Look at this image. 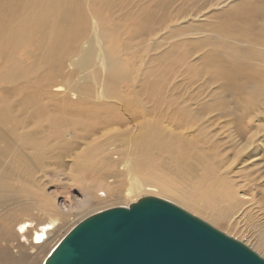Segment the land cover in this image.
Wrapping results in <instances>:
<instances>
[{
    "label": "bare ground",
    "instance_id": "obj_1",
    "mask_svg": "<svg viewBox=\"0 0 264 264\" xmlns=\"http://www.w3.org/2000/svg\"><path fill=\"white\" fill-rule=\"evenodd\" d=\"M122 2L0 0V260L35 264L93 209V166L121 168L98 187L125 183L116 200L167 196L212 226L243 224L264 255V0ZM159 32L174 43L153 55ZM60 169L85 194L66 209L35 182ZM33 209L47 223L24 219L12 243Z\"/></svg>",
    "mask_w": 264,
    "mask_h": 264
},
{
    "label": "water",
    "instance_id": "obj_2",
    "mask_svg": "<svg viewBox=\"0 0 264 264\" xmlns=\"http://www.w3.org/2000/svg\"><path fill=\"white\" fill-rule=\"evenodd\" d=\"M45 264H264V259L180 207L144 197L79 223Z\"/></svg>",
    "mask_w": 264,
    "mask_h": 264
},
{
    "label": "rangeland",
    "instance_id": "obj_3",
    "mask_svg": "<svg viewBox=\"0 0 264 264\" xmlns=\"http://www.w3.org/2000/svg\"><path fill=\"white\" fill-rule=\"evenodd\" d=\"M129 2V3H128ZM123 5L125 6L124 7V10L122 11L123 13H126L128 10H132V11H135L137 10V8L133 7V3H132V0H123ZM128 3V4H127ZM127 4V6H126ZM160 34L157 36L158 39H161L159 41V43H157V47L155 49L154 52H152L153 55L155 54H158L160 52H162L163 50H165L167 47L169 48L170 45L174 42H172L173 40L169 39V40H162L161 36H163L164 32L161 33L159 32ZM191 36H194V35H189L188 38H190ZM200 36V35H199ZM143 55V52L141 54H138V57H139V62H140V57ZM202 56V53L199 51V52H196L194 53V56H191L189 60L193 61L194 59L195 60H200V57ZM138 65H140L138 63ZM179 72L177 73V75L174 77V81L176 82H180V80L182 79L181 77L180 78H177ZM206 96V94H205ZM180 115L177 114H172L171 115V122L173 123L175 121V119L179 118ZM257 121H259V124H261V135L263 136L264 135V119H261L259 118ZM211 130H214L216 132V126L212 127ZM219 134L220 135H223V134H226V129L225 128H222L220 131H219ZM119 155V154H117ZM96 168V169H95ZM92 170L90 169H87L88 170V173H86L85 175V178L84 180H86L84 183L85 186H92L93 188H95L94 190L92 191H89L91 197H89V205H92L91 208L93 207V209L91 211H89L88 213L84 214L82 216V214H80L78 217H74L72 216L71 218V221H69V223H67V225L61 229L60 233L58 234L59 236L57 237L56 241L53 243V246L51 245V247L47 250V253H43L42 257H40V261L38 260L35 264H45V262L47 261V259L50 257V255L53 253V251L57 248V246L59 245V243L68 235L69 232H71L79 223H81L82 221H84L85 219L84 218H89L90 216H93L95 214H98V213H101L103 211H106V210H109V209H113V208H118V207H123V208H129L131 205H133V203H137L139 200H141L142 198L144 197H147L148 195L145 194L143 195L139 200H137V202H128L126 200H116L115 199V196L114 195H117L118 192L120 195H122V191L124 190V188L126 187L125 183L121 186H118V185H115L114 186V192L110 195L104 191H99V188L100 187V180H102L103 178H108L109 176H112L111 174L112 173H120V170L121 168H115V169H112L114 171H107V170H110V169H106V168H102L100 166H93L91 167ZM95 169V171H94ZM78 168L76 169V172H78ZM61 173H63V175H67V174H70V177L69 175L66 176V178L62 175L59 177V180L61 179L60 182H56L54 180H51L53 178V176H50L48 177L46 172L44 173L47 177V180L46 178H43L42 179V176L40 177L39 175H41V172L39 174H35L34 178H36L37 176H39L35 182H43V183H46V189L49 191V192H53L54 195H56L58 198V206L61 207V208H65L66 207H69V203L66 201H70L69 199H75L77 198V200H81L82 201V197H85V194L83 192H81L78 188L79 186L81 187L82 185L80 184H76L74 181L71 180L72 177L75 176V174L73 172H70L68 171V169H64L63 171L66 172H62V169L59 170ZM98 171V172H97ZM44 172V171H43ZM96 173V174H95ZM37 175V176H36ZM69 177V178H67ZM51 178V179H50ZM91 178V179H90ZM55 180L58 179V177H54ZM68 179V180H66ZM45 180V181H44ZM94 180V181H93ZM112 180V179H111ZM48 181V182H47ZM52 183H50V182ZM56 184V185H55ZM87 184V185H86ZM76 185V186H75ZM28 186V184H27ZM101 189H104V188H101ZM121 190V192H120ZM104 192V193H103ZM30 193H35V190H32V189H29L28 190V194L29 195ZM100 196V197H99ZM112 197L111 200H108V201H104L103 200H107L109 199V197ZM108 197V198H107ZM160 198V197H159ZM95 199V200H94ZM160 199H163L169 203H172L174 205H178L179 203L175 202V201H171L172 198H168L167 196H164V197H161ZM23 203H25V201H22ZM71 202V201H70ZM126 203V204H125ZM100 204V205H99ZM67 205V206H66ZM65 206V207H64ZM75 206V205H74ZM181 209H183L182 206H179ZM195 207H197V205H195ZM184 211H186L187 213L191 214V215H195L194 212H190L189 210H186L185 208L183 209ZM189 211V212H188ZM38 209H33L31 211H28L26 212L25 214H23V216H21V218L19 219V221H16L15 223H13V229H14V235L11 237L10 240H12L11 242L13 243V241L17 238L16 236H18V232H17V228H18V225L19 223H21V221H23L25 219V221H28L30 220V225L31 227L33 228H37L39 225H42L44 222L45 224L47 223L48 219L45 217V216H39L37 218H32V219H35V220H31V217L33 216H36L38 215ZM194 217L202 220L203 222L209 224L210 226H212L213 224L205 221L204 218L202 217H197V215H195ZM28 219V220H27ZM46 219V221H45ZM204 219V220H203ZM230 221H226L225 225L226 224H229ZM0 224H2V221H0ZM44 224V225H45ZM225 225H220L219 227L218 226H212L213 228H215L216 230H218L219 232L225 234L226 236L240 242V243H243L245 246L249 247L250 246V243H248V237L246 236V234L243 235V224L242 225H239L237 228L234 227V229H230L228 228L227 226ZM218 227V228H217ZM236 228V229H235ZM0 230L2 231V229L0 228ZM228 233V234H226ZM30 236V235H29ZM16 237V238H15ZM61 237V238H60ZM4 238H0V254H1V249L5 248L4 246L8 245L6 244V242H4ZM58 242V243H57ZM252 246H250L249 248L251 249ZM252 251H254L257 255H259L261 258L264 259V255L263 254H260V252H258L257 250L251 249ZM9 251L10 248H9ZM50 252V253H49ZM13 256H15V258H19L17 257L18 255L14 254ZM263 256V257H262ZM0 262H3L4 264H15V262H11V261H8L6 262V260H0Z\"/></svg>",
    "mask_w": 264,
    "mask_h": 264
}]
</instances>
